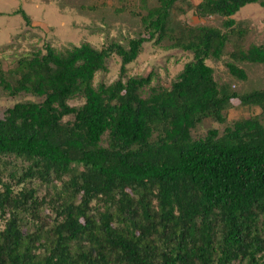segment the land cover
<instances>
[{
	"label": "trees",
	"instance_id": "obj_1",
	"mask_svg": "<svg viewBox=\"0 0 264 264\" xmlns=\"http://www.w3.org/2000/svg\"><path fill=\"white\" fill-rule=\"evenodd\" d=\"M118 3L89 8L107 28L127 14L125 43H46L0 66V264H264V87L238 92L206 63L232 43L233 61L264 67L233 17L264 0ZM163 40L192 55L174 80L127 75ZM112 56L117 78L94 84ZM235 99L257 111L228 122ZM205 119L223 127L195 136Z\"/></svg>",
	"mask_w": 264,
	"mask_h": 264
},
{
	"label": "rangeland",
	"instance_id": "obj_2",
	"mask_svg": "<svg viewBox=\"0 0 264 264\" xmlns=\"http://www.w3.org/2000/svg\"><path fill=\"white\" fill-rule=\"evenodd\" d=\"M101 1H104L107 7H113L115 3L117 6L120 5L118 0H0V66L5 69L13 67L18 57L29 55L38 49L41 50L46 43L56 51L70 48L72 45H80L82 42H89L94 47H99L100 43L105 41V35L109 36V34L114 39L125 43L126 40L122 37L128 33L134 34L137 30L134 31V27L129 29V26L121 21L132 26L133 20H129L125 14L113 17L112 20L115 21L113 25L105 27V23L100 21L102 15L99 14L100 18L98 19L99 16H95L94 10L89 8ZM149 1V4H152L154 0ZM177 4L181 5L180 2ZM20 12L26 13L36 27H26ZM174 14H178L176 9H174ZM178 17L181 15L178 14ZM233 17L236 25L240 29H245L243 47L251 43H264V7L250 3L239 9ZM210 22L213 25H219L220 19H211ZM122 24L124 27L120 26ZM117 27L120 28L118 29L119 33L115 30ZM232 48V43H227L219 60L216 62L214 60L206 61L213 67L215 78L219 82H230L238 92L264 87L263 65L233 61L228 55ZM191 58L192 55L189 52L171 47L168 40L157 44L148 42L142 46L137 58L127 65V75L146 76L152 70L154 75L150 85H168L175 79L183 64ZM228 62H235L243 68L246 78L238 80L232 77L225 65ZM119 64V60L112 56L107 71L97 72L93 83L96 84L98 81L108 83L116 79ZM12 100L11 97L0 91V106L9 105ZM82 101L81 98L72 99L69 104L71 106L79 105ZM232 103V107L226 112L228 122L257 111L241 107L236 99ZM215 127L221 129L223 124L220 125L210 119H205L197 127L195 136H204L208 129Z\"/></svg>",
	"mask_w": 264,
	"mask_h": 264
}]
</instances>
